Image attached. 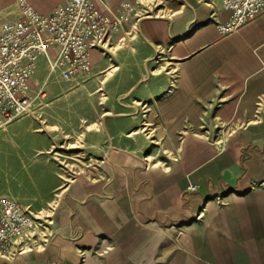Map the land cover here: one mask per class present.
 I'll use <instances>...</instances> for the list:
<instances>
[{
  "label": "crops",
  "instance_id": "0c3cea01",
  "mask_svg": "<svg viewBox=\"0 0 264 264\" xmlns=\"http://www.w3.org/2000/svg\"><path fill=\"white\" fill-rule=\"evenodd\" d=\"M28 1L49 14L69 0ZM93 1L101 10L142 3ZM157 3L156 13L123 31L139 27L151 50L143 92L128 89L143 93L144 104H114L140 113H119L106 122V134L90 133L100 164L66 181L56 161L62 143L56 127L69 130L62 112L95 122L96 102L40 99L31 115L0 132V199L50 218L44 241L15 256L0 252V264H264V11L223 35L218 24L231 13L221 0ZM17 17V0H0V26ZM99 57L94 49L93 70ZM49 73L41 60L33 96L68 89L67 82L52 86ZM66 81L86 83L71 89L72 99L96 88L89 74ZM121 84L116 78L112 90ZM142 125L155 128L172 149L167 165L146 160L153 141L137 134ZM212 127L225 128L224 134L212 140Z\"/></svg>",
  "mask_w": 264,
  "mask_h": 264
},
{
  "label": "built area",
  "instance_id": "2783aa9c",
  "mask_svg": "<svg viewBox=\"0 0 264 264\" xmlns=\"http://www.w3.org/2000/svg\"><path fill=\"white\" fill-rule=\"evenodd\" d=\"M17 5L18 17L0 26V132L31 115L36 96L44 94L41 89L33 96L31 85L41 60L66 80L88 75L93 70L92 51L104 49L114 35L144 15L130 1L101 10L93 0H69L49 14L38 12L28 0H17ZM221 5L231 13L227 22L218 24L223 35L264 11V0H221ZM41 226L40 219L19 201L0 199L1 253L15 256L37 246L36 231Z\"/></svg>",
  "mask_w": 264,
  "mask_h": 264
},
{
  "label": "rangeland",
  "instance_id": "374dc122",
  "mask_svg": "<svg viewBox=\"0 0 264 264\" xmlns=\"http://www.w3.org/2000/svg\"><path fill=\"white\" fill-rule=\"evenodd\" d=\"M154 3H156V0H142L141 4L137 3L144 14L143 17L157 12V8L154 7ZM159 3H161V0H158L157 4ZM152 10H155L156 12H153ZM120 33V35H118L119 33L114 35L112 39L104 45V49H98L100 57L97 64L94 66V70L91 75L89 74V76H92V79H96V84L94 86L96 88L90 90L91 92L87 94L90 99H85L87 95L85 97L80 95L72 99L69 96V92L73 90L72 88H77L78 86L84 87L86 83L84 82L79 85L66 80H61L60 82L59 80H56V77H53V75L56 76L55 74L57 72L49 73L50 77L52 76L50 84L52 86L58 85L65 87L67 82L70 85L68 86V89L66 91L63 90L61 93L49 91L36 96L35 103L40 99H44V103L57 101L63 104L72 102H90L91 104H94V102H96L100 106V117L99 120H94L95 122H92L90 118L85 119V116L81 118L80 121L78 120V117H76V114L71 110H64L62 112L64 115V124L68 126L69 130L63 131L60 125L56 127L58 134H61L60 141H62L56 150V161L58 162L59 167L63 169V178L66 181H72L84 176L83 174L87 170L86 168L94 167L102 161L98 159L97 149L95 145H93L95 143L91 141V132L99 130L106 134L108 131L106 122L116 117L119 113L124 115L140 113V111L128 110L129 107L124 106H122L124 110L117 111L113 109L114 104H119L120 102H126V104H128L129 102H132L133 104H137L141 107L144 104L143 93L131 95L129 94L128 89L132 86L134 89L138 88L140 90L138 92H143L144 83L146 82L147 77L146 58L151 54V50L143 42L142 32L139 27L134 31L130 30L128 32L126 31ZM158 48L160 50V47ZM160 56L161 54L159 51L153 58L154 64L157 67L156 73L161 71L160 67L162 61ZM155 60H158V62ZM116 78L117 82L122 83L120 85L122 87L121 90L113 91L112 86ZM262 113L264 114V110ZM203 129L206 130L209 128ZM136 130L137 134L142 136L147 135L149 140L153 141V147L149 149L147 153V156L150 155L146 158L148 163L155 166L167 165V161L171 160L172 149L168 144L160 141V133L156 131L155 128L145 125L136 128ZM224 130L225 128L212 127L211 139H214L216 132L224 134ZM221 140L219 143L220 145L223 144ZM48 215L49 213L47 212L36 214V217L39 218L40 222L43 224V226L38 229L39 232L38 230L36 231L39 236V243L44 241L46 238L44 237L45 233L48 232V226L50 225V218Z\"/></svg>",
  "mask_w": 264,
  "mask_h": 264
}]
</instances>
